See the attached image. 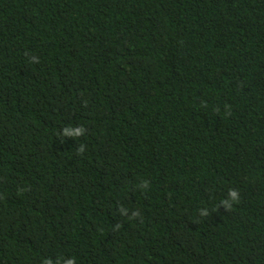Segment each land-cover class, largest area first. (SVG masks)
<instances>
[{
	"label": "trees",
	"instance_id": "16d2710c",
	"mask_svg": "<svg viewBox=\"0 0 264 264\" xmlns=\"http://www.w3.org/2000/svg\"><path fill=\"white\" fill-rule=\"evenodd\" d=\"M45 260L264 264V0H0V264Z\"/></svg>",
	"mask_w": 264,
	"mask_h": 264
},
{
	"label": "clouds",
	"instance_id": "9594fccd",
	"mask_svg": "<svg viewBox=\"0 0 264 264\" xmlns=\"http://www.w3.org/2000/svg\"><path fill=\"white\" fill-rule=\"evenodd\" d=\"M38 62V61H37ZM85 129L84 128H77L75 131H72L70 128H65L63 130V135L66 136V137H78L80 135H82L84 133ZM84 151V146L83 145H80L79 148L77 149V152L78 153H83ZM145 187H147V183L145 182L144 184ZM229 199L231 201H238V193L235 191V190H230L229 191ZM222 204L224 207H230L231 204L228 203V201H222ZM121 212L122 214H126V210L124 209H121ZM136 215V213H133V217ZM201 216H207L208 213H207V210H204L200 213ZM44 264H52V261L51 260H45L44 261ZM57 264H59V262H57ZM66 264H74V261L73 260H68L66 262Z\"/></svg>",
	"mask_w": 264,
	"mask_h": 264
}]
</instances>
